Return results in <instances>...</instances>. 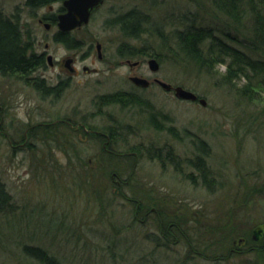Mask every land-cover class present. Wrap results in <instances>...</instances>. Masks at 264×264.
I'll use <instances>...</instances> for the list:
<instances>
[{
    "label": "rangeland",
    "instance_id": "rangeland-1",
    "mask_svg": "<svg viewBox=\"0 0 264 264\" xmlns=\"http://www.w3.org/2000/svg\"><path fill=\"white\" fill-rule=\"evenodd\" d=\"M24 2L0 0V8L8 16L18 15L22 31L33 38L34 50L41 51L48 43L53 57L65 56L68 50L51 44V32L38 22L42 14L56 11L61 1L35 10ZM209 2L104 0L88 24L73 34L83 40L79 53L91 70L74 77L63 98H39L22 81L0 75V105L5 110L0 112L4 117L0 131L8 134L0 133V181L14 205L13 213L0 212V264H43L25 254L24 244L44 249L57 264H264V230L259 229L264 228V91L260 101L241 100L235 87L218 81L224 65L211 72L199 70L177 53L171 34L191 24L213 27L243 49L222 35L230 32L242 40V30L236 33L222 16H214ZM131 10L141 12L169 38L162 42L151 27L137 38L125 37L113 19ZM97 41L107 58L118 56L123 41L133 48L134 57L158 54L156 73L146 64L143 68L149 80L157 76L180 85L206 104L180 99L161 87L148 88L142 96L149 100V109L165 114L163 128H153L147 112L138 115L140 106L126 108L105 97L124 81V72L119 59L115 66L97 62ZM97 66L107 70L95 74ZM77 102L94 115L87 119L93 125H105L108 113L118 111L133 125L130 144L145 138L151 139L143 140L149 149L168 148L153 159H110L101 143L89 135L76 142L62 134L61 126L53 143L50 137L31 136L33 129L27 128L31 124L49 123L67 114L66 105ZM169 128L177 130L176 137ZM198 138L208 148L202 155L214 177L208 186L186 161L199 155ZM33 141L36 144L30 145ZM74 149H81L80 159L63 152ZM113 171L122 180L117 189ZM190 174L194 181L187 178Z\"/></svg>",
    "mask_w": 264,
    "mask_h": 264
},
{
    "label": "trees",
    "instance_id": "trees-1",
    "mask_svg": "<svg viewBox=\"0 0 264 264\" xmlns=\"http://www.w3.org/2000/svg\"><path fill=\"white\" fill-rule=\"evenodd\" d=\"M57 1L61 0H25L24 4L35 10ZM209 1L214 16H222L223 22L234 29L236 33L242 30V35H244L242 40L230 32L222 33V35L241 44L243 49L216 34V29L213 27L191 24L181 30L175 29L171 33L177 47L175 49L179 51L173 52L182 54L186 62L192 63L199 70L206 72H211L212 68L217 65H224L225 70L218 78L219 83L235 87L234 90L241 100L260 101L264 91V0ZM116 22L120 25L121 32L125 37L137 38L151 27L157 31L161 41L169 38L168 35L163 37L160 27L152 25L138 11H129L118 17ZM33 42L30 33L22 31L18 15L8 16L0 8V75L16 78L27 84L33 83L34 80L39 83V78L31 76L37 68L43 65V60L33 51ZM168 49L173 50L172 48ZM157 57L160 59L159 55ZM105 97L108 101L118 99L115 95H105ZM149 122L156 129L163 128L162 122L159 123L158 119L156 120L153 112L149 115ZM170 131L175 135L174 137L177 136L176 129L171 128ZM197 142L199 155L189 161V165L198 170L203 184L208 186L214 181L202 156L207 154L208 148L201 138H198ZM151 150L153 149L151 148L149 151ZM156 152L161 153V150H156ZM167 155L172 157V151L168 150ZM177 162L179 161L177 160ZM187 178L193 180L194 176L190 174L187 175ZM137 209L139 208L137 207ZM4 211L13 213L14 205L4 183L0 181V212L4 213ZM255 237H257V233ZM251 239L253 240V236ZM23 251L29 257L43 264H57V259L40 247L24 244Z\"/></svg>",
    "mask_w": 264,
    "mask_h": 264
},
{
    "label": "flooded vegetation",
    "instance_id": "flooded-vegetation-1",
    "mask_svg": "<svg viewBox=\"0 0 264 264\" xmlns=\"http://www.w3.org/2000/svg\"><path fill=\"white\" fill-rule=\"evenodd\" d=\"M62 2L63 0H61V4L56 11L51 10L47 11V13L45 14H42L40 18H38V22L42 23L44 28L51 32V34L49 35L51 44H54L55 46L61 45L65 47L68 51L65 56L60 59H57L52 56L51 53L54 51H51L49 49L48 43L45 45V48L43 50L38 52L34 50L33 47V51L37 53L39 57H41V59L43 60V65L37 68L35 73L31 77L39 78L40 82L37 83V81L34 80V82L31 84L24 83L26 86L31 87L39 98L43 99L63 98L65 96L66 89L71 84L72 79L74 77H78L81 74V71L84 72L82 74H85L86 72H89V70H91V68H89L83 63L86 57H83L82 54L79 53V50L83 47L84 42L80 37L73 38V34L77 31H80L84 26H86L90 21L92 15L104 5L103 0V2L92 12L87 23H84L81 26H76L68 31H62L58 26V15L65 11V7L63 6ZM53 3L45 5V7L48 6L49 8H51ZM128 12L124 14H127ZM120 16L118 15L113 19L114 23L118 24L116 20ZM91 46L92 45L88 47L87 51L89 52L87 53V55L92 49ZM118 50V56L114 55L109 56L107 58V56L103 53L101 43L99 41L95 43L97 62L100 64V62L102 63L105 61L106 63L107 61H109L115 66V61L119 59L118 62L121 65L120 68L122 69V72H124L123 76L125 82L123 80L122 82H117V88L113 89L107 94L117 96L118 99H116L114 102H117V104H119L120 106L124 105L126 108L131 105L140 106L141 112H138V115H140L139 113L142 114L147 112L148 115H146V118H149V115L153 112L156 120L158 119L159 123L161 121H164L165 114L158 109H149V100L142 96L143 92L148 88H163L160 84V81L163 80H161L157 76H154L152 80H149V77H147L143 71L145 64L151 72L156 73L158 71V54H152L147 59H142V57H134L133 48L126 41L120 43ZM152 58H154L158 62V67L156 70H152L149 65V60ZM81 62L82 65L80 66ZM139 66H142V69L137 70ZM50 69L51 72L45 74V72L49 71ZM93 69L95 70V74H100L102 73V71L107 70V68H99V66L94 67ZM134 77L145 78L147 80V83L143 85L142 83L135 81L133 79ZM125 83H127V85ZM174 87L175 86L171 84L170 89H163L165 92L171 93L174 92ZM3 105L4 104L0 105V112L4 114L5 110ZM64 108V111L67 114H64L63 116H58L55 120H52L49 123L37 122L36 125L31 124L29 127H27L33 129L31 130V136L32 134H34L35 137H42L43 139H48V137H50L49 140L53 143V140L55 139L54 135L56 134L55 132L60 131L58 128H60L59 126H61L63 127V130L61 131L62 134H67V136L69 135L68 137L74 139L76 142L83 140L81 135H83L84 137L89 135V137L101 143L102 150L106 152L107 158L110 159H120L123 156L135 161L143 157L153 159L158 158L160 157L159 155H161L160 153H157L156 150H164L168 148L164 145H157L153 146V150L149 151V145H146V143L144 142H147L149 139L145 140V138H141V141L138 143L133 142V144H130L131 141L129 140V137L132 134L133 125L130 124V122L124 121L122 119L123 117L121 118L118 111H115L116 113H108L109 121L105 125L100 126L97 124L93 125L87 120L88 115H94H92L91 113H86L84 110H82V106L79 102L75 103L74 105H66ZM145 109L147 111H144ZM119 111H122L121 107L119 108ZM2 113L0 114V123L4 118ZM141 118L143 117L138 118L137 121ZM138 124L140 125L141 122H138ZM26 131H28V129ZM0 133L3 134L4 137H8V134L6 132L0 131ZM24 138L25 139L23 144H26L28 138L27 135H25ZM151 142L154 141L152 140ZM35 144L36 141L30 143V145ZM140 150H144V153L140 152ZM80 151L81 149H74V151L63 150L66 156L72 157V155H78L79 159L81 157V155H79L81 154ZM177 160H179V158H177ZM191 160L192 159L190 158L186 159V161L188 162ZM115 177L118 178L117 174L114 171L111 172V179L115 184V189H117L121 187L122 180L120 178L115 179ZM123 182L126 184L128 183L127 180ZM262 230L264 229L260 228V231Z\"/></svg>",
    "mask_w": 264,
    "mask_h": 264
},
{
    "label": "water",
    "instance_id": "water-1",
    "mask_svg": "<svg viewBox=\"0 0 264 264\" xmlns=\"http://www.w3.org/2000/svg\"><path fill=\"white\" fill-rule=\"evenodd\" d=\"M103 2V0H63V6L65 11L58 15V26L62 31H68L76 26H81L87 23L92 12ZM149 65L152 70H156L158 62L152 58L149 60ZM135 81H138L145 85L147 80L145 78L134 77ZM160 84L165 89H170L171 84L164 81H160ZM174 95L184 100H198L201 104L205 105L204 98H199L196 93L188 90L180 85L174 87Z\"/></svg>",
    "mask_w": 264,
    "mask_h": 264
}]
</instances>
